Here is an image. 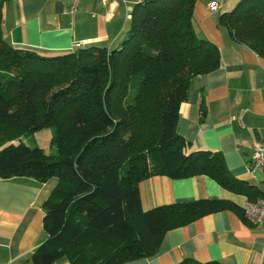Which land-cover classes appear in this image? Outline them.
Wrapping results in <instances>:
<instances>
[{"label": "trees", "instance_id": "obj_1", "mask_svg": "<svg viewBox=\"0 0 264 264\" xmlns=\"http://www.w3.org/2000/svg\"><path fill=\"white\" fill-rule=\"evenodd\" d=\"M195 2L140 0L118 47L108 51L39 54L11 46L0 29V180L56 179L43 204L46 238L30 254L32 264L146 258L168 230L214 212L241 211L217 199L142 210L138 184L149 176H207L226 191L257 198L230 176L217 152H185L187 142L175 131L191 80L218 66L216 47L192 29ZM218 24L232 43L264 56V0H240ZM47 127L55 156L6 144Z\"/></svg>", "mask_w": 264, "mask_h": 264}, {"label": "crops", "instance_id": "obj_2", "mask_svg": "<svg viewBox=\"0 0 264 264\" xmlns=\"http://www.w3.org/2000/svg\"><path fill=\"white\" fill-rule=\"evenodd\" d=\"M236 1L196 0L193 6L192 29L216 47L218 66L191 80L177 109L175 131L187 142L185 152H217L230 176L244 181L251 187V197L258 198L264 194V172L251 169L250 156L264 135V56L232 43L218 24V17ZM211 3L214 11L208 10ZM133 5L126 0V7ZM67 7V0H6L0 8L1 34L15 48L58 54L90 46L114 49L128 29L125 7L117 0H79L71 14ZM55 184L54 178L43 183L24 177L0 180V264H32L30 254L46 238L43 204ZM138 194L142 210L217 199L240 211L247 200L202 175L149 176L138 184ZM186 258L264 264V223L248 224L241 211L214 212L165 232L153 255L121 264H175ZM55 264L67 262L61 258Z\"/></svg>", "mask_w": 264, "mask_h": 264}, {"label": "built area", "instance_id": "obj_3", "mask_svg": "<svg viewBox=\"0 0 264 264\" xmlns=\"http://www.w3.org/2000/svg\"><path fill=\"white\" fill-rule=\"evenodd\" d=\"M100 3L106 2V0H96ZM125 7V19H130L131 9L126 7V0H117ZM133 4L138 3L140 0H131ZM68 7L67 13H74L79 0H67ZM216 5L211 3L208 6L209 11H214ZM250 167L251 169H259L264 172V135L261 139L256 141L253 145L251 156H250ZM241 212L243 219L250 225H257L264 223V194L253 200H245L241 205Z\"/></svg>", "mask_w": 264, "mask_h": 264}, {"label": "rangeland", "instance_id": "obj_4", "mask_svg": "<svg viewBox=\"0 0 264 264\" xmlns=\"http://www.w3.org/2000/svg\"><path fill=\"white\" fill-rule=\"evenodd\" d=\"M236 1L230 10L239 2ZM229 12V11H228ZM53 135V129L50 127L40 129L36 132L29 133L26 135H19L17 138L8 141L6 144H18L21 143L28 148H38L41 149L44 154L48 156H55L56 150L54 146L51 145V138Z\"/></svg>", "mask_w": 264, "mask_h": 264}]
</instances>
